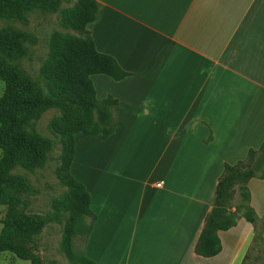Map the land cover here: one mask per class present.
<instances>
[{
    "label": "crops",
    "instance_id": "1",
    "mask_svg": "<svg viewBox=\"0 0 264 264\" xmlns=\"http://www.w3.org/2000/svg\"><path fill=\"white\" fill-rule=\"evenodd\" d=\"M98 2L89 27L95 48L130 76H91L98 100H118L116 128L106 139L74 136L70 172L95 216L85 257L95 264L232 262L233 249L250 242L241 216L218 233L219 255L193 248L225 164L264 142V0ZM90 144L97 155L83 153ZM247 186L249 205L264 217V180Z\"/></svg>",
    "mask_w": 264,
    "mask_h": 264
},
{
    "label": "trees",
    "instance_id": "2",
    "mask_svg": "<svg viewBox=\"0 0 264 264\" xmlns=\"http://www.w3.org/2000/svg\"><path fill=\"white\" fill-rule=\"evenodd\" d=\"M57 1L0 0V20L28 23L27 14L35 9H51ZM100 9L98 0H78L76 7L64 15L65 23L77 34L53 33L48 58L41 68L47 93L20 66V60L27 54L26 44H34L36 38L14 26L0 29V81L4 84L0 97V208L7 209L0 232V252L12 253L32 264H40L34 252V236L44 224L25 213L28 203L25 196L30 193L31 184L14 171L20 168L33 172L45 163L53 142L37 131L36 123L50 109L60 111L50 122L49 130L61 146L56 176L66 188L54 200L57 219L67 215L62 250L73 264H95L84 252L77 254L74 249V239L80 235L87 239L95 220L89 207V193L70 172L75 156L74 136L106 139L116 128L118 100L112 97L98 100L91 76L103 74L115 81L130 76L112 56L95 48L89 27L97 20ZM252 179L264 180V142L258 150L250 149L243 161L233 166L225 164L214 193L213 209L193 248L196 255L211 258L221 253L218 233L237 225L240 210H244L242 217L247 222L256 223L247 186ZM236 187L242 204L231 212L230 202Z\"/></svg>",
    "mask_w": 264,
    "mask_h": 264
},
{
    "label": "rangeland",
    "instance_id": "3",
    "mask_svg": "<svg viewBox=\"0 0 264 264\" xmlns=\"http://www.w3.org/2000/svg\"><path fill=\"white\" fill-rule=\"evenodd\" d=\"M78 0H58L57 5L51 9H35L27 14L28 23L17 20H0V29L6 26H14L36 38L34 44L27 43V54L20 60V66L32 80L47 93V88L41 79V68L48 58L49 43L54 32L77 34L64 21V15L76 7ZM4 92V84L0 81V97ZM60 111L50 109L45 111L36 123L37 131L53 142V149L48 154L43 166L33 172L16 169L15 174L25 176L31 184L30 193L26 194L27 207L25 213L43 222L40 232L34 236V252L40 258V264H73L64 254L61 246L64 225L67 215L57 219L55 215L54 200L64 194L66 188L62 186L56 176V169L60 163L61 146L57 138L51 134L49 124ZM80 135V134H79ZM79 145V143H78ZM96 147L90 144L84 154L97 155ZM2 151L0 150V158ZM242 204L238 187L235 188L234 197L230 202L231 208ZM6 207L0 208V232L3 228V220L6 215ZM244 210H240L236 217H242ZM246 229H250V242L248 247L233 249V261L228 264H264V217L259 218L255 224H251L241 218ZM90 219H86L89 224ZM249 226V227H247ZM245 241V239H244ZM86 236L80 235L74 239V249L77 254L84 251ZM246 245V244H245ZM243 254V256H241ZM245 254V255H244ZM0 264H32L29 260H22L9 252H0Z\"/></svg>",
    "mask_w": 264,
    "mask_h": 264
}]
</instances>
